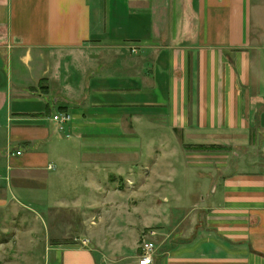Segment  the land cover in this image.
Masks as SVG:
<instances>
[{
  "label": "crops",
  "instance_id": "crops-1",
  "mask_svg": "<svg viewBox=\"0 0 264 264\" xmlns=\"http://www.w3.org/2000/svg\"><path fill=\"white\" fill-rule=\"evenodd\" d=\"M6 209L44 215L52 264H138L144 228L153 264H264V0H0Z\"/></svg>",
  "mask_w": 264,
  "mask_h": 264
},
{
  "label": "rangeland",
  "instance_id": "rangeland-1",
  "mask_svg": "<svg viewBox=\"0 0 264 264\" xmlns=\"http://www.w3.org/2000/svg\"><path fill=\"white\" fill-rule=\"evenodd\" d=\"M147 134L151 132L150 130H146ZM142 142L138 146H145L150 144L151 138L157 139L158 137H152L150 133L145 137H140ZM130 146V144H128ZM112 160L123 161L128 160V154H111ZM131 160V159H129ZM125 175L126 181L116 179V183L114 186L111 185V196L115 195L111 200L106 198V188L107 184L102 185L101 193L105 195H101L100 199V209L101 212L105 211H116L115 215L111 214H101V221L103 225L107 226V231H103L102 233L106 236L112 235L113 238L117 240L123 239L124 236H128V218L131 220V224L140 225L142 222L143 216L137 215L134 217L128 216V207L131 209H139L141 208V199L135 200L128 198V169H126L123 173ZM136 186V185H135ZM138 191L140 189H136ZM174 186H177L176 184ZM139 188V187H138ZM134 190V191H135ZM89 191V190H88ZM114 191V192H113ZM105 192V193H104ZM140 197V196H139ZM87 202L92 203V200H88ZM109 202V205L105 207V205ZM145 202L149 203V200ZM155 203V202H154ZM96 208V207H95ZM156 218L155 214H150V218ZM75 217H73L74 219ZM57 222H66L69 219V216L58 215L56 218ZM57 225V224H56ZM45 225V217L36 216L30 212L23 211L19 214L12 213V211L6 209L0 211V264H52L50 247L46 245V238L48 237V233L46 232ZM135 228V232H136ZM154 231L155 228H144L140 232H136L140 236L139 239V247L142 245L143 240H148L150 238V231ZM106 232V233H105ZM73 232L67 231L65 233L68 237H71ZM101 233V234H102ZM49 241H54V238L60 239V233H50ZM52 240V241H51ZM38 242L35 246L34 242ZM108 250V249H107ZM106 250V251H107ZM122 251L115 249L112 258H120L119 254ZM123 255L126 256L124 253Z\"/></svg>",
  "mask_w": 264,
  "mask_h": 264
},
{
  "label": "built area",
  "instance_id": "built-area-1",
  "mask_svg": "<svg viewBox=\"0 0 264 264\" xmlns=\"http://www.w3.org/2000/svg\"><path fill=\"white\" fill-rule=\"evenodd\" d=\"M132 51L135 53L136 49H133ZM54 120L56 121L61 120L63 123H66L71 121V116L70 115H62V117L55 116ZM60 129L62 130L63 128L61 127ZM149 234L152 237L155 236V232L153 231H150ZM88 244L89 242L87 240H84L82 242V246L84 247H86ZM140 250H141V254L138 264H153L154 256L156 253L155 243L153 241L143 240Z\"/></svg>",
  "mask_w": 264,
  "mask_h": 264
},
{
  "label": "trees",
  "instance_id": "trees-1",
  "mask_svg": "<svg viewBox=\"0 0 264 264\" xmlns=\"http://www.w3.org/2000/svg\"><path fill=\"white\" fill-rule=\"evenodd\" d=\"M190 148L198 150V151H217L220 150L218 147L216 146H209V147H205V146H191Z\"/></svg>",
  "mask_w": 264,
  "mask_h": 264
}]
</instances>
